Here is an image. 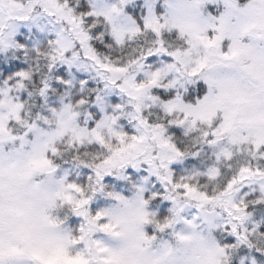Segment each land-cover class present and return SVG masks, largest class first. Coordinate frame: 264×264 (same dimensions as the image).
<instances>
[{
  "label": "snow or ice",
  "instance_id": "6c2138e0",
  "mask_svg": "<svg viewBox=\"0 0 264 264\" xmlns=\"http://www.w3.org/2000/svg\"><path fill=\"white\" fill-rule=\"evenodd\" d=\"M131 2L92 3L91 10L79 11L72 0H28L27 3L7 0L10 7L22 11L15 15H0V51H27L16 39L18 22L36 23L40 17L47 16L55 18L57 25H67L57 28L54 39L48 40L46 48L35 49L49 72L58 63L69 68L87 69V62H92L93 67L127 73L126 67H110L103 63L91 42L94 39L101 43L108 41L109 48L126 42H142L138 43L139 57L130 61L137 72L123 81L127 87L112 80L109 82L111 88L106 85L104 89L116 90L122 97L127 95L131 99L146 95L158 106L165 123H153L138 104H115L111 114L105 113L101 95L104 89L94 90L95 104L102 113L94 127L80 124L88 104L84 98L75 103H65L61 98L59 108H47L45 104L46 111L32 113L17 93L26 92L29 97L39 96L46 100L48 77L33 90H28L33 80L31 70L15 72L14 77L4 80L0 85V143L4 135L16 139L12 124L23 125L25 132L20 140L32 145V150L18 165L12 164L5 169L0 164V264H26L27 260L33 264H88L79 254L69 255V237H61L52 231L65 224L67 219V216L58 219L49 214L48 209L55 208L57 202L61 207L68 206L71 214L80 218L79 227L74 231L81 235L73 236L71 243L83 241L86 228H89L122 239L131 234L135 246L143 251L142 245L157 240L156 233L173 229L177 244L173 246L168 241H160L162 252L143 264H197L195 257L201 251L202 235L196 231V221L201 218L182 215L179 198L188 197L199 200L201 207L221 197L228 198L230 208H225V212L230 222L223 225L227 235L216 239L215 250L208 253L210 257L218 252L223 257V264H264V232L258 231L255 223L251 224V230L248 227L252 218L248 211L250 205L258 206V210L264 212V164L261 163L264 161V139L248 142L238 135H231L242 126L264 125V44L259 42L264 41V0H163V14H158L161 9L156 0H144L146 12L142 25L128 15ZM4 3L5 0H0V8ZM101 23L105 32H100L98 24ZM256 28L261 29L259 35L254 31ZM65 33H70V37ZM173 36L182 41L181 46L172 43ZM158 57L163 59L155 66L146 64L149 58L156 60ZM59 83L70 85L71 82L59 80ZM80 83L83 88L84 82ZM193 85L198 89L199 98L186 102L191 100ZM154 90L159 91L153 94ZM5 107L11 116L7 123L2 114ZM218 110L223 112L222 120L213 124L212 118ZM122 116L153 129L159 147L171 153L166 163L161 160L158 168L154 160L159 158L155 153L143 160L122 156L129 149H137L144 139L119 128L118 121ZM189 117L210 126V131L202 133L199 146L206 145L211 149L214 160L203 171L175 178L170 168L175 161L199 157V151L181 149L168 134L170 126H175L171 130L179 134ZM53 118L60 128L71 125L73 138L68 142V154L74 150L75 154L71 156L74 165L91 170L86 184L69 182L67 173L59 174L57 159L49 158V152L52 157L64 158L54 144ZM90 118L85 115V119ZM226 134H229V143H224ZM245 143L250 154L245 161H238L235 145H240V156H243ZM93 144L99 146V152L81 151L82 147ZM142 163L147 165L149 176H154L163 185L162 199L171 203L168 214L162 219L148 210L152 197L145 199L143 187L134 185V195L129 199L105 191L102 183L110 175L127 180L124 170L129 166L138 168ZM160 169L166 174L162 175ZM200 176L209 181L225 176L226 182L217 195L209 196L205 191H198V181L196 185L191 182ZM246 187L251 192L245 191ZM97 193L115 201L120 210L104 208L93 213L89 205ZM204 222L210 230L216 227L212 219L204 218ZM146 224L153 226L152 234L141 229L140 226ZM177 224L184 225L189 231H175ZM233 238L235 243H232ZM93 243L98 253L106 254L101 257L100 264H139L123 259L120 253L110 250L100 240H93ZM245 247L258 254L251 262L243 252ZM212 264H220V261L213 260Z\"/></svg>",
  "mask_w": 264,
  "mask_h": 264
},
{
  "label": "clouds",
  "instance_id": "9594fccd",
  "mask_svg": "<svg viewBox=\"0 0 264 264\" xmlns=\"http://www.w3.org/2000/svg\"><path fill=\"white\" fill-rule=\"evenodd\" d=\"M9 8L10 6L7 4V0H5L3 7L0 8V15L7 16ZM60 27H67V25H58V28ZM254 31L257 32L258 35L261 33L260 28H256ZM65 36L70 37V33H65ZM171 39L174 45H182V41L177 37L173 36ZM259 42L264 44V41ZM139 47L140 45L136 42H126L123 45L113 46L111 48L110 54L108 55H105L103 52L100 53L103 63L109 64L110 67H126L128 69L127 73H116L107 71L103 68L93 67L92 62H87V70L91 71L94 76L98 78V80L103 84V88L106 85L111 88V84L109 82L112 80H118L121 82L120 86L127 87L123 84V81L134 76L137 72V68L131 65L130 61L133 59V57H139L140 52L137 50ZM105 56L109 57V59L104 60L103 58ZM192 94H198V89L196 86L192 89ZM123 98L125 99V104L133 106L137 104L140 105L142 111H144L146 115L153 116V114L159 113L158 119H152L153 123H165L163 116H161L159 112L158 106L153 105L151 101L148 100L146 95L140 96L137 99H131L127 95H124ZM2 114L6 118L5 123L11 120V116L9 115L6 107L4 108ZM222 117L223 112L218 110L216 116L212 118L213 124H218L221 122ZM193 119H195L194 124L192 123ZM133 127L135 128V134L137 136L144 137V139L137 145V149H129L125 153H122V156H133L143 160L146 156H152L153 153H155V156L159 158L154 160L158 168L161 160L166 163L167 157L171 155V153L159 147L158 141L154 138L153 129L149 126L139 125L138 122H134ZM12 129L16 133V139L13 140L10 139L8 135H4L3 142L0 143V164H2L5 169H7L9 165H18L21 163L24 159H26L27 153L32 150V145L25 144L22 140H20V136H22L25 132V126H17L16 124H12ZM204 131H210V126L205 121L196 119L194 117H189L188 123L185 125L184 129H182V133H187L186 135L183 134L185 140L184 148L188 151H193L197 146H199L202 141V133ZM52 132L55 134L54 144L65 158L69 155L68 142L73 138L71 125H69L67 128H60L55 124V118H53ZM228 135L229 134L225 135L224 143H229ZM231 135H238L242 140L246 139L248 142L255 139H264V125L257 124L252 127L242 126ZM128 142L129 141H126V143ZM138 149L142 151L138 152ZM72 153H75V151L73 150ZM235 153L237 154L238 161H245L246 157L250 154L248 152L246 143L243 147V156H240L241 147L239 144L235 145ZM48 156L49 158L57 160L59 159V157H52L50 152L48 153ZM261 163L264 164V162ZM160 172L162 175L166 174L163 169H160ZM191 182L194 185L197 184L196 181ZM225 182V176L220 177L216 181L206 180L205 183H208L211 187L210 189H204L203 191L207 192L209 196H215L219 193V191H221L222 185ZM202 187L203 185H199L198 191H201ZM179 199L180 204L183 207V216L192 218L195 215L201 218L196 221L198 224L196 231L202 235V240L199 242V248L201 251H199L195 257L197 264H212L213 260H219L220 264H223V257L218 252H216L214 257H210L208 253L215 250L216 239L221 238L222 234L224 233L223 225L230 222V217L225 212V208H230L228 198L221 197L220 200L206 204L202 207L201 202L197 199L191 197ZM109 208L113 211L120 210V206L117 205L115 201H113L112 206ZM48 212L50 215L58 219H64V217L72 215L68 206L65 205L61 207L59 202H57V206L55 208L48 209ZM204 218L214 220L216 227L210 230L209 225L204 222ZM140 227L143 231L149 234L150 232L154 231L152 225L146 224ZM174 229L175 231H189L182 224L175 225ZM52 231L61 237H69V242L67 244L69 255L75 256L79 254L88 261V264H100L101 257L106 255L97 252L93 240H100L110 250L120 253L123 259L135 260L139 262V264H143V261L146 259L162 252L163 249L160 241H168L173 246L177 244V241L172 235L173 229H169L164 233H156L157 240L153 241L147 246L142 245L141 247L143 248V251L135 246L134 236L131 234L127 238L122 239L100 233L95 229L86 228L84 240L77 243H71V238L73 236L78 237L81 234L75 232L73 229L68 228L65 224L60 225L58 228L52 229ZM26 264H33V262L31 260H27Z\"/></svg>",
  "mask_w": 264,
  "mask_h": 264
},
{
  "label": "trees",
  "instance_id": "16d2710c",
  "mask_svg": "<svg viewBox=\"0 0 264 264\" xmlns=\"http://www.w3.org/2000/svg\"><path fill=\"white\" fill-rule=\"evenodd\" d=\"M27 0H24L26 2ZM103 2H111V0H102ZM73 6L78 7L79 11H85V10H91L90 9V3L88 0H72ZM81 5H83L81 7ZM160 8V7H159ZM130 11L128 12V15H132L134 19L137 20V23L142 25V17L145 15V8L144 4L142 2H136L133 5L129 6ZM161 9V8H160ZM134 13V15H133ZM158 14H163V10ZM91 19V18H88ZM98 27L100 29V32H105V26L101 23L98 24ZM96 35H99V33H96ZM50 39H54L53 37H47L45 39L40 40L37 47L35 46V41L38 40V38L33 37L27 33H24L22 37L17 40V42H22L25 46V49L27 50H20L18 51H12L9 53H3V51H0V85H2L4 80L9 79L10 77L15 76V72L18 71H24V70H31L33 73V80L28 85V90H33L34 88H38L41 86V82L45 77H48L49 82V91L47 94V108L51 107H57L59 108L61 104V98H63V102L68 103H75L78 99L84 98L88 100L87 108L88 112L91 116V120L89 123L85 124L82 120H80L81 126L85 127H94L95 122L100 119L101 114L95 110L90 109L91 104L95 101V91L98 88H95L94 84H88L84 80V78L78 76L76 77L77 82L73 85L72 89H69L67 87V84H60L59 80H66L70 81V76L68 75V72L64 67H58V64L54 67V69L49 72L46 68V62L42 57H37L35 49L43 50L47 47V42ZM91 43H93L94 47H96L97 51L99 53L103 52L105 55L110 54L111 48L107 46L108 41H105L104 43H101L97 40H93ZM142 43V42H138ZM135 46V45H133ZM158 60H153L152 58L148 59L147 64H153L156 65ZM11 69V71H8ZM57 74H59V77H57ZM81 81L85 82L83 88L81 87ZM192 89L195 86H191ZM100 89V88H99ZM159 90H154L153 94H156ZM18 95V94H17ZM21 96L22 102H25L28 106L29 110L32 113L46 111L43 110L42 106V100L43 98H40L39 96H33L29 97L27 93H23ZM199 97L197 95L192 94L191 100H186V102H194ZM90 104V105H89ZM115 104H119L116 99L111 100V105L114 107ZM159 113L153 114V116H150V119H158ZM124 125V131L132 135L133 131L131 129L130 123L123 121ZM175 128V126H170V130L168 132L169 135H171L174 138V141L177 143L181 149L184 148L185 140L183 137L182 130L179 131V134L177 131H172L171 129ZM194 150L199 151V157H185L186 161L182 166L176 167L173 171L174 177L179 178L180 176H191L193 173L197 171H203L205 167L213 163L214 157L211 151H209L208 148L205 146L200 147L197 146ZM81 151H89V152H99V146L98 145H87L86 147H82ZM75 153H71L62 160L58 159L57 162L60 164V168H68L69 169V182H77L81 184L87 183V177L91 175V170L83 167H76L71 159V156ZM105 177L102 183L104 184L105 191H111L116 192L124 195L125 197H129V194L124 192L121 188L120 183L115 182V178ZM207 179L203 176L200 177H194L193 181H198L199 185H203L202 191L204 189H210V185L208 183H205ZM132 182L136 185V181L134 178H131V182L126 183V185H132ZM154 194V195H153ZM163 192L156 188H151L147 193L145 194V199H148L149 197H152L149 203L148 210L150 212L156 213L158 218H163L168 214V203L162 199ZM98 193L93 198L91 202L98 199ZM109 208L108 202H102L100 205L93 207V213L95 211ZM249 212L254 213L257 218L256 214H260L261 211L258 210V206L250 205ZM79 223L76 220H73L69 223L70 228L75 230L79 227ZM249 230H251V227H249ZM260 232H264V220L260 223V227L258 229ZM150 234H152L150 232ZM227 234L224 232L221 236V238L225 237ZM232 243H235V239L233 238ZM243 252L247 254L248 258H253L254 256L258 255L254 252V250L247 249L246 247L243 248Z\"/></svg>",
  "mask_w": 264,
  "mask_h": 264
},
{
  "label": "rangeland",
  "instance_id": "374dc122",
  "mask_svg": "<svg viewBox=\"0 0 264 264\" xmlns=\"http://www.w3.org/2000/svg\"><path fill=\"white\" fill-rule=\"evenodd\" d=\"M88 1H89L90 4H92V3H98V4L99 3H106V2H103L102 0H88ZM27 2H28V0L25 3H27ZM136 2H142L144 4V0H132L130 5H133ZM156 5L163 10V0H156ZM20 11H22V9H16L14 7H10L8 9L7 16L15 15V14H17ZM145 11H146V9H145ZM37 24L39 25V27L37 26ZM57 28H58V25L55 23V21L53 19L47 17V16L40 17L39 20L36 23H33V22H18L17 29H16V39L19 40L24 33H27V34H29V35H31L33 37L38 38V40L35 41L36 42L35 46L37 47V45L39 44L40 40L45 39V38L50 37V36L54 38L55 37V31L57 30ZM12 51H18L19 52L20 50H9L7 52L3 51V53H9V52H12ZM161 59H163V58L162 57L156 58V60H158V61L161 60ZM147 61L148 60H146V64H147ZM58 67H64L66 69V71L68 72V75L70 76V82H71L70 85L67 84V87L69 89H72L73 85L77 82L76 77H78V76L84 78L85 79L84 81L86 83L94 84L95 88L104 89L103 88V84L98 80V78H96L94 76V74L91 71L87 70V69L76 68V67L69 68L67 65L59 64V63H58ZM17 94L19 96L21 95L20 93H17ZM101 95L104 98L103 107L105 109V113L111 114L112 108H113L112 105H111V100L113 98L116 99L117 102H119V104H125V99L116 90L104 89L101 92ZM45 104L47 105V100L43 99L42 100V106H44ZM92 108L97 110L102 115V113L99 110V106H97L95 104V101L91 104L90 109H92ZM42 109L46 110V108H44V107ZM86 114L90 115L89 112H88L87 106L85 107L84 112L82 113V115L80 117V120H82L85 124L89 123L90 120H91V118L90 119H85V115ZM123 121H126V122L130 123V126H131V129L133 131V134H135V128L133 127L134 122L130 121L126 116H122L120 118V120L118 121L119 128L124 131V127H123L124 124L122 123ZM205 147L208 148L206 145H205ZM209 151L212 152L211 149H209ZM185 161H186V158H184L183 160L175 161L173 163V165L170 166L171 170L174 171L176 167L182 166L185 163ZM261 162H264V161H261ZM58 172H59V174L67 173L68 178H69V169L68 168H59ZM124 174L128 177L127 180H121L118 177H116L115 175H110V176H112L111 178H115V182L116 183H120L121 184L122 190L129 194V197H128L129 199L133 197L134 192H135V188L133 187L135 185L134 182H132V185L131 184L130 185H126V183L129 184V182H131V178L135 179V181H136V185L135 186L144 188V196L147 193V191H149L151 188H156L157 187V189H159L162 192H164L163 185H161V183L154 176H149V173L147 171V165H145L143 163L138 168H135V169H133V168H131L129 166L128 168H126L124 170ZM110 176H106V177H110ZM145 177H147V180L145 179ZM245 191L251 192V189L246 187ZM120 195H122V194H120ZM98 196L99 197H98L97 200H94L93 202H90L89 208H90V210L92 212H93L92 208L100 205L102 202H105V203L108 202L109 207L112 206V203H113L112 200L108 199L107 197H105V196H103V195H101L99 193H98ZM122 196H124V195H122ZM125 198H127V197H125ZM166 202L168 203V206L170 208L171 207V203L169 201H166ZM254 213H255V211H254ZM254 213H252V218H251V220H250V222L248 224V227H251V224L255 223V224L258 225V229H259L260 223L264 220V212H261L260 214H256L257 218H256ZM73 220H76V221L80 222V218L79 217H76L74 215H68L67 219L65 221V225L68 228H70L69 223L71 221H73ZM248 260H249V262H251L252 258H248Z\"/></svg>",
  "mask_w": 264,
  "mask_h": 264
}]
</instances>
